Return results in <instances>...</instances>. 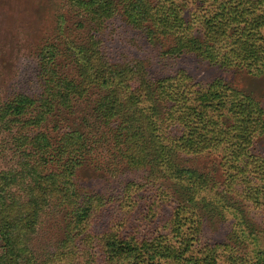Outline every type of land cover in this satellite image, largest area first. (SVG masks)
Returning a JSON list of instances; mask_svg holds the SVG:
<instances>
[{
	"label": "trees",
	"instance_id": "16d2710c",
	"mask_svg": "<svg viewBox=\"0 0 264 264\" xmlns=\"http://www.w3.org/2000/svg\"><path fill=\"white\" fill-rule=\"evenodd\" d=\"M66 6L79 17L76 28L92 26L85 40L77 42L59 26L53 40L38 51L37 97L18 94L0 103V132L10 137L18 160L17 169L0 172V264L18 263L25 251V236L34 231L37 215L50 202L66 210L67 241H72L73 232L85 238L93 215L110 203L100 197L79 199L71 182L92 146L88 138L69 129L53 139L46 128L53 111L70 110L82 93L93 88L97 90L94 119L130 168L151 164L144 141L143 119L148 116L139 105L149 102L163 125L178 126L179 135L170 136L160 125L159 134L150 135L148 141H165L168 152L174 154H218L227 177L223 191L236 176H252L248 182H255L245 187L249 190L245 198L255 206L264 205V157L252 150L255 139L264 136L262 107L221 80L202 86L184 72L148 79L133 71L136 66L132 70L112 62L102 35L119 15L149 40L170 37L171 52L196 53L209 64L238 65L260 76L264 73V0H66ZM62 63L75 69L73 78L65 74ZM50 165L56 169L50 170ZM174 174L195 191L205 188L207 178L196 169L178 168ZM132 185L127 183L119 197L118 206L127 207V217L118 221L117 236L100 242L101 251L94 252L102 261L218 264L222 251L227 252L229 264H242L244 259L229 244L203 240L194 193L189 200L192 206L178 203L165 216L155 202L146 196L138 198ZM247 264H264V252Z\"/></svg>",
	"mask_w": 264,
	"mask_h": 264
},
{
	"label": "rangeland",
	"instance_id": "374dc122",
	"mask_svg": "<svg viewBox=\"0 0 264 264\" xmlns=\"http://www.w3.org/2000/svg\"><path fill=\"white\" fill-rule=\"evenodd\" d=\"M117 16L102 33L112 62L132 70L136 66L133 71L148 79H163L184 72L202 86L221 80L227 87L253 98L264 111V73L253 76L238 65L219 67L207 63L196 53L171 52L170 37L149 40L146 34L131 29ZM184 16L187 17V12ZM78 21L77 15L68 12L66 0H0V103L18 94L37 97L41 85L38 79L40 47L53 40L59 26L65 27L77 42L85 40L92 26L85 24L83 28H76ZM62 65L65 74L73 78L75 69L67 63ZM96 95L97 90L90 89L82 93L70 110L53 111L46 128L53 139L69 129L88 138L92 146L81 166L75 169L71 182L79 199L100 197L110 199V203L103 212L93 215L94 222L91 229L86 230L85 238L73 232L72 241H67L66 210L57 202H50L37 215L34 231L25 236V251L17 264H107L94 252L101 251L100 242L117 236L118 221L127 217V207L118 206L127 183H134L132 187L138 191V198L146 196L155 202L157 209L163 208L165 216L178 203L194 204L203 225V240L229 244L244 259L242 264L254 261L264 252V205L255 206L245 198L249 191L245 187L255 182H248L252 176H236L224 192L227 177L218 154H174L168 152L167 142L148 141L150 135L159 134L157 126L160 125L170 136L179 135L178 126L172 122L163 125L149 108V102L139 105L144 107L145 117L148 116L143 119L146 124L144 141L151 164L138 170L130 168L112 147L111 139L106 138L108 132L98 127L94 119ZM252 150L264 157V136L255 139ZM13 153L10 137L0 132V172L17 169L18 160ZM178 168L198 170L207 178L205 188L195 191L187 183L175 179L174 172ZM55 169L56 165H50V170ZM2 251L0 242V254ZM220 254L218 264H229L227 252L220 251Z\"/></svg>",
	"mask_w": 264,
	"mask_h": 264
}]
</instances>
